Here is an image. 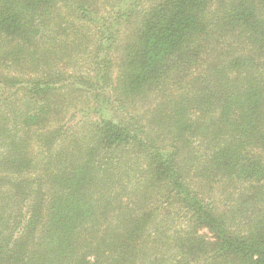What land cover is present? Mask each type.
I'll use <instances>...</instances> for the list:
<instances>
[{
    "label": "trees",
    "instance_id": "16d2710c",
    "mask_svg": "<svg viewBox=\"0 0 264 264\" xmlns=\"http://www.w3.org/2000/svg\"><path fill=\"white\" fill-rule=\"evenodd\" d=\"M263 190L264 0H0V264H264Z\"/></svg>",
    "mask_w": 264,
    "mask_h": 264
},
{
    "label": "rangeland",
    "instance_id": "374dc122",
    "mask_svg": "<svg viewBox=\"0 0 264 264\" xmlns=\"http://www.w3.org/2000/svg\"><path fill=\"white\" fill-rule=\"evenodd\" d=\"M107 11H112V9H107ZM102 13L105 14V15H109V13L111 14V12H109V13H105V12H103V11H102ZM122 30H123V29H122ZM123 31H124V30H123ZM13 72H14V71H13ZM73 87H74V86H72V88H71L70 90H73ZM74 88H76V87H74ZM7 91H9V90H7ZM72 93H74V92H71V94H72ZM76 93H80V92H76ZM92 102H94V101L91 99V102H90V103H92ZM84 114H85V112H83V111H75V117L72 118V120H71V119H69L71 115H69V117L67 118V120H70V121H66V122H69V124H70V123H71L72 121H74V120L78 121L79 118H81V119L83 118ZM262 195H263V197H264V190H263V192H262Z\"/></svg>",
    "mask_w": 264,
    "mask_h": 264
}]
</instances>
